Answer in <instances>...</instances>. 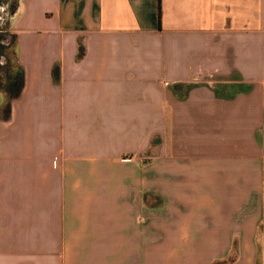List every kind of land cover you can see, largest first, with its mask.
<instances>
[{
    "label": "crops",
    "instance_id": "obj_1",
    "mask_svg": "<svg viewBox=\"0 0 264 264\" xmlns=\"http://www.w3.org/2000/svg\"><path fill=\"white\" fill-rule=\"evenodd\" d=\"M15 6L0 264H264V0Z\"/></svg>",
    "mask_w": 264,
    "mask_h": 264
},
{
    "label": "rangeland",
    "instance_id": "obj_2",
    "mask_svg": "<svg viewBox=\"0 0 264 264\" xmlns=\"http://www.w3.org/2000/svg\"><path fill=\"white\" fill-rule=\"evenodd\" d=\"M9 0H0V7L5 6L7 10L13 8L15 5ZM3 35L6 36L5 40L1 43L2 57L0 59V90L9 91L11 88V78L13 77L15 71L18 68L17 57L15 54V44H16V36L13 34L11 29V25L6 22L3 26L0 27ZM17 77H19L17 73Z\"/></svg>",
    "mask_w": 264,
    "mask_h": 264
},
{
    "label": "trees",
    "instance_id": "obj_3",
    "mask_svg": "<svg viewBox=\"0 0 264 264\" xmlns=\"http://www.w3.org/2000/svg\"><path fill=\"white\" fill-rule=\"evenodd\" d=\"M17 73L19 77H17ZM11 88H9V91L12 93V97H17L20 94V91L23 88L24 85V71L23 69L19 68L15 71L13 77L11 78Z\"/></svg>",
    "mask_w": 264,
    "mask_h": 264
},
{
    "label": "flooded vegetation",
    "instance_id": "obj_4",
    "mask_svg": "<svg viewBox=\"0 0 264 264\" xmlns=\"http://www.w3.org/2000/svg\"><path fill=\"white\" fill-rule=\"evenodd\" d=\"M15 5V0L12 1ZM16 9V6L13 8L7 10L5 6L0 7V27L3 26L6 22V19L8 17V14H12ZM6 36L3 35L2 30H0V59L2 57V50H1V43L5 40Z\"/></svg>",
    "mask_w": 264,
    "mask_h": 264
}]
</instances>
